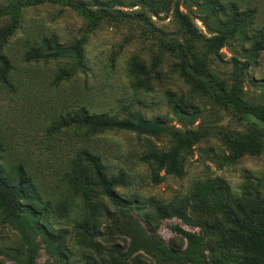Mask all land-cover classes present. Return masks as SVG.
I'll list each match as a JSON object with an SVG mask.
<instances>
[{
  "label": "rangeland",
  "instance_id": "rangeland-1",
  "mask_svg": "<svg viewBox=\"0 0 264 264\" xmlns=\"http://www.w3.org/2000/svg\"><path fill=\"white\" fill-rule=\"evenodd\" d=\"M81 1L91 10H108L109 17L89 29L76 11L49 2L25 7L19 13L17 28L2 49L11 69L5 82H0V165L10 170L22 164L33 176L43 201H51L47 225L53 242L35 236L37 264H87L90 259L94 264H157L143 252L123 258L128 241L115 230L118 211L108 201L98 199L94 211L86 214H93V221L83 222L85 233L76 231L83 204L63 187L65 163L76 151L90 147L111 175L122 173L124 185L115 188V193L136 203L140 211L131 213L145 231L158 235L175 253H183L187 246L177 228L204 235L203 225L197 222L203 214L193 210V195L208 181H221L235 200H255L263 195L264 147L258 156H244L227 164L229 152L215 134L217 129L241 136L257 132L264 141L263 128L253 116L220 107L212 95L202 94L187 82L178 60L161 47V41H182L174 18L176 8L204 36L227 35L226 46L211 57L209 66L213 79L226 86L231 84V59L243 62L245 51L262 44L256 61L244 72L242 88L248 109L264 107V0ZM6 6L7 0H0V29L9 24L10 17L1 15ZM50 37L64 46L83 39L81 68L73 77L58 79L64 69L62 62L24 61L29 46ZM173 104L190 116L175 117ZM80 108L117 119L128 113L148 120L159 117L167 127L201 129L208 134L184 160L182 178L165 176L160 184L152 185L147 167L140 161L144 137L124 131L82 137L83 132L66 129L60 120ZM149 141L161 152L171 146L167 134ZM150 201L156 204L150 207ZM63 202L67 204L64 207ZM166 206L177 209L183 218L160 216L156 209ZM169 209L168 213L173 212ZM206 220L213 222L212 218ZM205 241L210 249V238ZM24 253L18 233L3 223L0 215V264H16L14 257ZM212 256L205 252L206 260Z\"/></svg>",
  "mask_w": 264,
  "mask_h": 264
},
{
  "label": "trees",
  "instance_id": "trees-1",
  "mask_svg": "<svg viewBox=\"0 0 264 264\" xmlns=\"http://www.w3.org/2000/svg\"><path fill=\"white\" fill-rule=\"evenodd\" d=\"M49 2L66 6L76 11L86 22L89 29L97 27L101 21L109 17L108 10H91L81 0H7V6L1 15L9 16V24L0 29V82H5V75L11 69L7 59L2 55L6 40L17 28L20 11L28 6ZM94 2H97L94 0ZM117 18L116 16H114ZM141 17V15H138ZM174 18L179 27L181 43L161 41V47L171 53L179 62L182 75L187 82H192L196 89L204 95H212L217 105L231 109L238 115H251L256 118L264 132V107L248 109L243 100L242 81L244 72L250 62H255L262 44L255 45L244 53V61L232 58V78L230 86L217 83L209 71L210 60L218 55L226 46L227 35L215 34L204 36L195 25L177 8ZM140 21H144L140 19ZM83 39L70 45H61L55 37L43 38L29 46L24 52L25 62H62L64 69L58 79L66 80L73 77L81 68V48ZM69 62L72 65H69ZM172 113L182 120L190 116L178 104L171 105ZM66 129L83 132L85 138H92L108 131H124L143 136L145 149L140 161L147 167L152 185H158L165 176L182 178L184 176V160L192 153L195 144L202 141L208 134L201 129L180 131L167 127L164 120L157 117L145 119L140 114L128 113L125 118L117 119L104 113L88 112L80 108L60 118ZM59 122V120H58ZM57 124V123H56ZM167 134L171 138V146L167 151L154 149L149 138ZM222 145L229 152L227 164L244 156H258L264 141L260 133L254 132L241 136L231 131L215 130ZM1 160V157H0ZM63 187L69 190L72 199L83 204V210L75 222L76 231H83V222L93 221V212L98 199L108 201L118 211L113 226L127 241L126 252L122 255L128 260L134 254L143 252L155 258L157 264H264V193L257 199L244 201L228 196L226 186L221 181H208L193 195L194 211L203 214L198 224L203 225L204 235H198L177 228L187 242L183 253H175L167 248L158 235H149L139 220L131 213L140 211L137 204L122 199L115 193V188L124 185V175H111L101 156L90 147L76 151L65 163L61 177ZM38 187L33 176L21 164L10 170L0 165V215L3 223L12 227L19 235L25 248L24 255L14 257L16 264H37L39 251L35 236L53 242V234L48 229L52 204L43 201L38 194ZM148 202L151 207L156 201ZM158 204V203H157ZM66 206V202L61 204ZM147 205V206H148ZM145 206V207H147ZM172 208L173 212L168 213ZM156 209L160 216L175 214L183 218L177 209L169 206ZM61 210V209H60ZM221 217V220L218 218ZM212 218L209 223L206 219ZM85 235V234H84ZM209 237L208 248L205 238ZM213 254L206 260L205 252ZM87 264H94L88 262Z\"/></svg>",
  "mask_w": 264,
  "mask_h": 264
}]
</instances>
